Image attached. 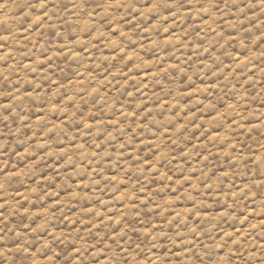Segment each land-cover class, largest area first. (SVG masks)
<instances>
[{
  "label": "clouds",
  "instance_id": "9594fccd",
  "mask_svg": "<svg viewBox=\"0 0 264 264\" xmlns=\"http://www.w3.org/2000/svg\"><path fill=\"white\" fill-rule=\"evenodd\" d=\"M0 264H264V0H0Z\"/></svg>",
  "mask_w": 264,
  "mask_h": 264
}]
</instances>
